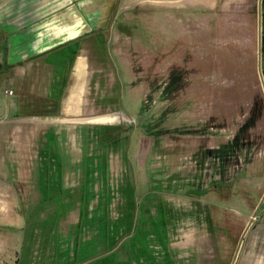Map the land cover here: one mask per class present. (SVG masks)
<instances>
[{
	"label": "rangeland",
	"instance_id": "rangeland-1",
	"mask_svg": "<svg viewBox=\"0 0 264 264\" xmlns=\"http://www.w3.org/2000/svg\"><path fill=\"white\" fill-rule=\"evenodd\" d=\"M217 1L110 0L67 88H81L70 114L56 99L42 118H0L2 264H181L185 236L196 244L203 228L220 260L227 216L247 228L264 214L261 27ZM140 219L138 255L126 247Z\"/></svg>",
	"mask_w": 264,
	"mask_h": 264
},
{
	"label": "crops",
	"instance_id": "crops-1",
	"mask_svg": "<svg viewBox=\"0 0 264 264\" xmlns=\"http://www.w3.org/2000/svg\"><path fill=\"white\" fill-rule=\"evenodd\" d=\"M247 1L252 4L250 7L245 6ZM191 2L192 5H203L204 9L212 10L216 8L218 1ZM109 3L110 0H0V118H42L37 116L40 109L49 106L52 103L50 101L55 103L56 99L59 102L60 116L70 114L73 106L77 104L76 99L81 88L77 86L70 94L67 93V88L73 75L81 76L86 70L88 59L80 54L86 52L83 45H87V41L92 38L93 15L104 13ZM223 10L230 14V18H236V14H245L244 20L242 19V27L245 29L248 27V30H257V26H260V39L263 38L264 44V0H224L221 4V11ZM98 24L95 29L104 28L98 27ZM246 32L248 36L243 42L254 44L257 39L254 33ZM253 46L256 49L255 45H251ZM61 53L68 57L75 54L73 60L65 65L68 72L63 79L58 68L59 60L56 59ZM262 56L263 66L264 55ZM53 70L57 75L51 84H46L45 75L49 77ZM61 81L64 90L60 96L51 98L54 91L50 88L61 84ZM8 91L12 94L9 95ZM44 118H59V114ZM92 120L93 118L85 119L86 122ZM239 216L234 214L226 218L228 223L225 233L234 240L230 242L229 239L228 244L223 245V256H220V260V240H215L217 235L212 234L214 230L203 228L199 231L196 244H193V233L185 236L189 241L186 246H180L183 253L181 264H264V214L247 228L246 223L250 217ZM232 221L238 222L240 228H235ZM202 237L211 239L207 247L202 243ZM225 239L222 241L225 242ZM232 242L235 244L232 245Z\"/></svg>",
	"mask_w": 264,
	"mask_h": 264
},
{
	"label": "trees",
	"instance_id": "trees-1",
	"mask_svg": "<svg viewBox=\"0 0 264 264\" xmlns=\"http://www.w3.org/2000/svg\"><path fill=\"white\" fill-rule=\"evenodd\" d=\"M77 47V49L79 48V46L77 45L76 46ZM73 57H75V54L73 55V56H70V57H68V55H66L65 53H61L59 56H57V58L56 59H58L59 61H58V64H59V70H60V74H62L63 73V63H64V61H71V60H73ZM62 60V61H61ZM58 72V71H57ZM61 79H63V77H61ZM55 104V103H54ZM56 114H58V113H56ZM42 114L39 112V114H37V116H41ZM245 128H246V125H245ZM247 129V128H246ZM140 222L141 223H143L144 222V220H142V219H140L139 220V224L134 228V232H133V235L131 236V239L132 238H134V242H133V244L134 245H131V246H128V247H126V251H129L130 252V250H132V249H134L135 251H137V254L138 255H141V253H142V250L141 249H139V247H137L136 246V244L138 243V242H141V241H143V240H146V238L148 237V234H149V232L147 231V230H145V232H143L142 230V227L140 226ZM136 237V238H135ZM124 247V246H123ZM122 246L120 247V248H118L117 250H119V249H121V248H123ZM125 248V247H124ZM116 250V251H117ZM122 251V250H121ZM117 253H119V252H115V258L116 259H118L117 258ZM27 254H28V251H27ZM27 256V255H26ZM129 257V256H128ZM25 261H28L27 259H25ZM107 264V263H106ZM112 264H120V263H112ZM126 264H127V262H126ZM151 264H153V263H151ZM156 264V263H155ZM167 264H169V261H168V263Z\"/></svg>",
	"mask_w": 264,
	"mask_h": 264
},
{
	"label": "built area",
	"instance_id": "built-area-1",
	"mask_svg": "<svg viewBox=\"0 0 264 264\" xmlns=\"http://www.w3.org/2000/svg\"><path fill=\"white\" fill-rule=\"evenodd\" d=\"M7 93H8L9 95H11V94H12V92H11V91H8ZM0 264H2V263L0 262Z\"/></svg>",
	"mask_w": 264,
	"mask_h": 264
}]
</instances>
